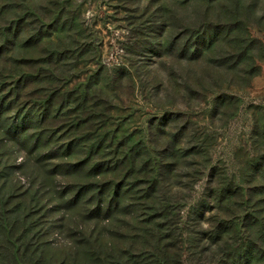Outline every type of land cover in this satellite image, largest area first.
<instances>
[{"label": "rangeland", "instance_id": "1", "mask_svg": "<svg viewBox=\"0 0 264 264\" xmlns=\"http://www.w3.org/2000/svg\"><path fill=\"white\" fill-rule=\"evenodd\" d=\"M0 264H264V0H0Z\"/></svg>", "mask_w": 264, "mask_h": 264}, {"label": "trees", "instance_id": "2", "mask_svg": "<svg viewBox=\"0 0 264 264\" xmlns=\"http://www.w3.org/2000/svg\"><path fill=\"white\" fill-rule=\"evenodd\" d=\"M80 33V35H84V34H81V31H79ZM84 38H85V36H84ZM56 39H58V38H56ZM58 40H60V39H58ZM81 55V53L78 55V58L79 59H81L80 56ZM76 61H77V59H76ZM59 61H55V65L53 66V68H54V72H59L61 69H62V74H63V69H64V66H62V67H58L57 66V63H58ZM60 75H58V76H56V77H53L52 78V81H60V80H62L63 78H64V76H63V78L62 77H59ZM62 76V75H61ZM61 78V79H60ZM68 78V77H67ZM70 83H72L71 81H66V84H63V86L61 87V89H67L66 87L70 84ZM80 85V84H79ZM70 90V88H68V91ZM69 92H75L74 91V89H71V91H69ZM76 93H79V90L78 91H76ZM219 184H221V183H219ZM111 206H109V208H110ZM169 222H170V225L171 226H174L175 225V222H174V219L172 218V221H170L169 220ZM158 248H160V247H158Z\"/></svg>", "mask_w": 264, "mask_h": 264}]
</instances>
